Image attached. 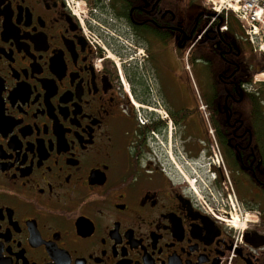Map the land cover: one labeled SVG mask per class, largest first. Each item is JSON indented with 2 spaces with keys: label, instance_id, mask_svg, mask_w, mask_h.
<instances>
[{
  "label": "flooded vegetation",
  "instance_id": "flooded-vegetation-1",
  "mask_svg": "<svg viewBox=\"0 0 264 264\" xmlns=\"http://www.w3.org/2000/svg\"><path fill=\"white\" fill-rule=\"evenodd\" d=\"M80 1L0 0V264H264V58L218 34L189 52L202 117L158 82L196 0Z\"/></svg>",
  "mask_w": 264,
  "mask_h": 264
},
{
  "label": "rangeland",
  "instance_id": "rangeland-1",
  "mask_svg": "<svg viewBox=\"0 0 264 264\" xmlns=\"http://www.w3.org/2000/svg\"><path fill=\"white\" fill-rule=\"evenodd\" d=\"M74 3H77V5L80 4L77 6L79 10L81 9V7H83V3L80 0H74ZM201 3L204 7L205 2L203 4V2L201 1ZM92 26H94L93 28L101 38H106L104 30L101 29V27H99L96 22ZM254 54L259 56V54L257 53ZM259 57L263 58V56L261 55ZM116 58L117 56H115L113 60H116ZM159 58L162 59L164 64V67H159L160 77L158 80L159 84L161 85V92L164 96V99L167 101V103L173 104L174 107H178L177 109L182 108V104L180 102L179 104H177V100L184 101L186 108H189L191 110L194 104L193 98L197 96V94L193 92V85L196 91H198L199 93L203 94L209 91V76L205 65L201 62L194 63L191 59L190 61H188L187 58L183 60L178 52L173 53L172 51H166L165 54L161 53ZM186 67H189V69L185 70ZM152 79L153 78L151 77V80ZM187 80L190 81V85L185 84L187 83ZM147 84L149 85V88L157 94L156 82H148ZM182 169L186 171V169ZM206 186H208V183L206 184ZM230 198L233 200V197L231 195L228 196L229 200ZM218 201L220 202V199H218ZM240 211L243 215V218L247 220L254 219L252 217V215L254 214L252 212L245 211L241 206ZM236 213L237 216L240 217L237 208ZM246 224L247 222L240 220L237 223L238 226L236 230L241 231Z\"/></svg>",
  "mask_w": 264,
  "mask_h": 264
},
{
  "label": "built area",
  "instance_id": "built-area-1",
  "mask_svg": "<svg viewBox=\"0 0 264 264\" xmlns=\"http://www.w3.org/2000/svg\"><path fill=\"white\" fill-rule=\"evenodd\" d=\"M212 10L210 23L220 15L227 17L231 11L245 24L249 40L264 50V0H217Z\"/></svg>",
  "mask_w": 264,
  "mask_h": 264
},
{
  "label": "trees",
  "instance_id": "trees-1",
  "mask_svg": "<svg viewBox=\"0 0 264 264\" xmlns=\"http://www.w3.org/2000/svg\"><path fill=\"white\" fill-rule=\"evenodd\" d=\"M181 4H182L181 0H174L173 1V11L175 13L180 11ZM195 8H196L195 5L190 4L189 13H193V15H194V10H196ZM237 33H238V30H237L235 24L233 23V20L230 19L228 21V31L223 33V34H221L222 42H225V43H228V44H231L232 42H234L237 45V47L239 48V50H240L243 45L235 39V35H237ZM215 35H216V33L214 31L210 32V34L204 38V41L201 42L197 46V48L193 51L194 56L197 57L198 55H200L201 57H204L203 56L204 53H210L208 50H209L210 47L213 46V43L209 42L208 39H210L211 37H214ZM242 52L246 53L245 51H242ZM243 58H245V57H243ZM210 67L212 68V71H213L212 83H213V87L215 88L216 85H217V80H216V76H215L217 71H216V67L215 66H210ZM241 79L244 80V77H241Z\"/></svg>",
  "mask_w": 264,
  "mask_h": 264
},
{
  "label": "bare ground",
  "instance_id": "bare-ground-1",
  "mask_svg": "<svg viewBox=\"0 0 264 264\" xmlns=\"http://www.w3.org/2000/svg\"><path fill=\"white\" fill-rule=\"evenodd\" d=\"M200 1H202L203 4H204V2H205V4H204L205 6H204V7L209 6V7H207V10H208L209 13H212V12H213V10H212V5H214L215 2H216L217 0H209V5H208L207 2L204 1V0H200Z\"/></svg>",
  "mask_w": 264,
  "mask_h": 264
}]
</instances>
